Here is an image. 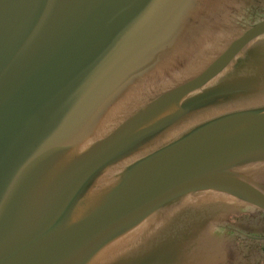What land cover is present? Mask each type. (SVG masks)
I'll use <instances>...</instances> for the list:
<instances>
[{
  "label": "water",
  "instance_id": "1",
  "mask_svg": "<svg viewBox=\"0 0 264 264\" xmlns=\"http://www.w3.org/2000/svg\"><path fill=\"white\" fill-rule=\"evenodd\" d=\"M237 5L0 0V264H212L223 205L264 208V18L228 38Z\"/></svg>",
  "mask_w": 264,
  "mask_h": 264
},
{
  "label": "flooded vegetation",
  "instance_id": "2",
  "mask_svg": "<svg viewBox=\"0 0 264 264\" xmlns=\"http://www.w3.org/2000/svg\"><path fill=\"white\" fill-rule=\"evenodd\" d=\"M263 18L264 0H238L226 25L228 38ZM221 210L222 218L211 227L209 241L202 246L203 256L212 264H264V208L229 200ZM188 244L194 250L193 243Z\"/></svg>",
  "mask_w": 264,
  "mask_h": 264
}]
</instances>
